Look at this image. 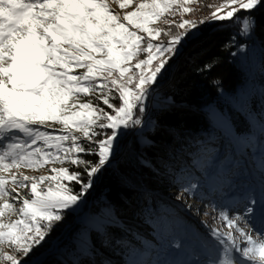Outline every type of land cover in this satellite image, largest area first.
Listing matches in <instances>:
<instances>
[{
  "label": "snow or ice",
  "instance_id": "snow-or-ice-1",
  "mask_svg": "<svg viewBox=\"0 0 264 264\" xmlns=\"http://www.w3.org/2000/svg\"><path fill=\"white\" fill-rule=\"evenodd\" d=\"M129 2L124 0L120 6L123 8ZM262 2L264 0H229L230 10L222 15L213 13L212 19L229 20L238 10L250 12ZM174 7L179 9L182 5L176 0H145L135 11L120 17L111 10L108 0H0V173L21 166L63 164L66 158L74 166H85L84 174L70 173L62 167L53 168L55 175L51 177L18 179L13 175V185L30 188V199L22 198L16 187L9 189V180L0 175V201H3L0 246L7 242L15 246L21 256L28 257L46 241L66 212L79 207L93 187L94 178L119 164V141L124 130L142 125L138 114L145 112L146 101L155 91L153 86L170 69L169 62L186 42L185 34L172 35L166 44L153 42L161 32L152 25ZM183 11L189 9L185 7ZM237 20H242L240 34L250 37L256 26L254 17L248 15ZM189 23L185 21L179 27L184 28ZM191 27L195 29L196 25L193 23ZM140 53H145L147 58L133 64ZM113 89L119 93L122 106L116 107L110 102L107 92ZM97 90L104 97L102 104L113 110L111 114L92 103L69 104L70 98ZM46 121L62 125L65 134L52 135L33 127L44 125ZM77 132L89 141L90 147L78 143ZM19 134L28 139L19 138ZM98 136L102 138L97 140ZM38 141L55 151H45L39 146L30 150ZM76 154L95 155L97 159L94 163L87 162ZM141 163L147 166V161L141 160ZM30 180L34 182L29 184ZM65 180L69 184L75 182L79 190L73 192L65 185ZM45 181H54L55 191L39 190L38 184ZM193 188L195 184L189 185V190ZM12 193H15L12 198L22 203L18 210L22 218L15 223H5L2 219L5 210L15 211L14 205L7 202ZM242 200L244 216L250 222H259L261 236H264V167L258 183L243 193ZM241 218L230 219L227 213H221V219L240 233L246 246L241 247L231 232L214 231L217 241L224 246L222 257L209 256L196 264H264V240H254L235 227V222ZM0 258L11 264H22L16 256L2 251ZM33 264L42 262L36 257Z\"/></svg>",
  "mask_w": 264,
  "mask_h": 264
},
{
  "label": "trees",
  "instance_id": "trees-1",
  "mask_svg": "<svg viewBox=\"0 0 264 264\" xmlns=\"http://www.w3.org/2000/svg\"><path fill=\"white\" fill-rule=\"evenodd\" d=\"M201 3L200 11L205 16L230 10L220 8L224 0ZM248 15L256 22L250 37L240 34L242 20H237ZM211 21L207 35V30L202 29L195 30L194 37L190 34V39L185 36L176 70L162 89L157 88L150 95L158 115L146 119L128 142L117 166L94 178L93 187L84 197L88 199L87 210L92 199L90 214L95 219L84 222L83 218L73 219L71 211L66 212L38 248L43 254H51L47 264H111L112 260L130 264L129 259L139 254L135 244L148 247V237L137 229L157 234L153 226L171 220L172 207L161 199V192L179 188L175 180L204 164V159L215 153L214 144L221 148L225 143L229 148L236 142L247 145L254 133H262L264 2L250 12L237 11L229 20ZM172 33H177L175 27ZM80 95V104L92 103L112 113L102 104L104 97L98 90ZM107 95L116 107L122 106L115 89ZM33 127L49 134H65L63 126L53 121ZM75 135L85 148L91 146L82 133ZM101 138L98 136L97 140ZM82 159L94 163L97 157L82 155ZM141 160L147 161V166ZM62 166L70 173L85 172L84 165L74 166L67 158ZM83 179H87L86 175ZM64 183L73 192L79 190L75 182Z\"/></svg>",
  "mask_w": 264,
  "mask_h": 264
},
{
  "label": "rangeland",
  "instance_id": "rangeland-1",
  "mask_svg": "<svg viewBox=\"0 0 264 264\" xmlns=\"http://www.w3.org/2000/svg\"><path fill=\"white\" fill-rule=\"evenodd\" d=\"M201 1L202 0H176L182 7L179 9L174 7L152 25V27L159 29L161 32L160 37L153 42L157 44H166L168 40L171 39V36L176 34H185V36L190 39V34H193V31L202 29L207 30V32L204 31L205 35H207L210 31L209 23L212 22L213 16H211L210 13L205 16V13L200 11L202 7ZM143 2H145V0H130V2L122 8L120 5L124 3V0H108L111 10L120 17L135 11L138 5ZM185 7L188 8L189 11H183ZM226 7L230 9L229 0H224V3L220 6L221 9ZM185 21L190 23L185 24L184 28H180L179 25ZM193 23L196 25L195 29L191 27ZM214 26L215 25L211 28ZM174 27L175 31H177L176 34L172 33ZM165 33L168 34L166 35ZM138 34L145 35L143 33ZM177 56L173 57V61L169 62L171 65L170 69L158 80L157 85L153 86L155 90L157 88L162 89L169 81L172 73L177 67ZM146 58L147 56L145 53H140L137 59H134L132 63L135 64L138 60ZM69 100L80 104L82 102V97L78 94L77 97L70 98ZM152 102L153 99L149 96L148 101H146L145 112L142 115L137 113L139 118L143 121L142 125L124 130V135L119 141L120 149H122L120 151V157L125 153L127 144L132 141L131 139L134 137V134L144 126L146 119H154L158 115L159 111ZM260 132L257 131L252 137L248 138L249 141L247 145L236 142L234 146L229 148L225 143L223 144L224 147L221 148V145L214 144L217 147L215 150V153H217L216 156H213L215 153L211 154L209 157L207 156L204 159V164L197 167L195 170L192 169L189 171L187 176L178 177L175 182L179 188L168 192H161V199L167 201L169 206L172 207L171 220L167 223L166 221L165 223H160V221L156 223L152 229L157 230V234H149L144 229H137L140 235L148 237L146 244L148 247L143 248L142 245L135 244L134 247L139 249V254L136 258H130L128 263L157 264V262L177 261L179 264V262L189 261L192 262V264H196L197 261H206L209 256L213 259L222 257L224 246L219 244L213 234L214 231L221 233L231 232L232 235L236 237L241 247L246 246V241L240 233L233 231L232 228L228 226L227 221L221 219L222 212L227 213L230 219L241 216L242 218L235 222V227L247 232L254 240H264V236H261L260 231L262 227L261 224L254 221L250 222L247 217L244 216V202L242 200L243 193L249 187L255 186L258 183L261 168L264 167V130H262V133ZM19 138L28 139L23 137L22 134H19ZM37 146L45 151H55L54 149H47L43 141H38L37 145H33V148L30 150H34ZM65 146H67V144ZM63 164L59 162H49L39 167L21 166L11 169L10 172L0 173V175L5 176L9 180V184L7 185L9 189L16 187V191L20 193L22 198L30 199V188H19L13 185L11 183V177L13 175L18 179H22L24 176L37 179L41 176L51 177L55 175L52 169L64 168V166H62ZM31 182L34 181L30 180L28 183L30 184ZM191 184H195V188L189 190V185ZM49 188L55 191L56 184L54 181H45L42 184H38L39 190L47 191ZM221 192L228 193V195L222 196L220 194ZM233 192H235L236 198L235 196H233V198L231 197V193ZM14 196L15 193H12V196L8 198L7 202L14 205L15 211L5 210V216L2 218L5 223H15L22 218V215L18 211L22 203L13 199L12 197ZM2 203L3 201H0V206H2ZM87 204L88 199L84 197L79 207L75 211H71L73 213V219L80 220L83 218L84 222L95 219L94 216L90 214L91 209L87 210ZM59 244H61V242ZM59 244L57 246H59ZM177 244L180 245L179 248L176 247ZM0 251L7 255L16 256L17 259L21 260L22 264H33V259L36 257L39 258L42 264H47L48 257L51 255L43 254L40 249L35 248L28 257H24L16 251L15 246L7 242L0 246ZM0 264H11V262L4 261L0 258ZM111 264L118 263L112 260Z\"/></svg>",
  "mask_w": 264,
  "mask_h": 264
},
{
  "label": "water",
  "instance_id": "water-1",
  "mask_svg": "<svg viewBox=\"0 0 264 264\" xmlns=\"http://www.w3.org/2000/svg\"><path fill=\"white\" fill-rule=\"evenodd\" d=\"M120 150H122V149H120ZM92 200V199H91ZM90 200V204H89V209H91L92 208V201ZM58 250V248L56 249V251Z\"/></svg>",
  "mask_w": 264,
  "mask_h": 264
},
{
  "label": "bare ground",
  "instance_id": "bare-ground-1",
  "mask_svg": "<svg viewBox=\"0 0 264 264\" xmlns=\"http://www.w3.org/2000/svg\"><path fill=\"white\" fill-rule=\"evenodd\" d=\"M231 196H235V198H236V194H235V192L231 193Z\"/></svg>",
  "mask_w": 264,
  "mask_h": 264
}]
</instances>
